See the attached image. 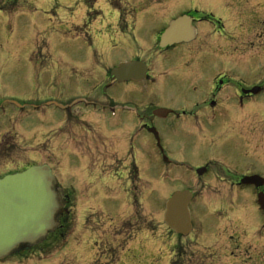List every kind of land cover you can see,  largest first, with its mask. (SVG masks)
Listing matches in <instances>:
<instances>
[{
	"label": "flooded vegetation",
	"instance_id": "af4514ba",
	"mask_svg": "<svg viewBox=\"0 0 264 264\" xmlns=\"http://www.w3.org/2000/svg\"><path fill=\"white\" fill-rule=\"evenodd\" d=\"M96 1L72 0L68 9L72 12V6L76 5L78 9L72 15V23H64L66 44L61 46L59 62L55 63L51 44L36 38L37 34H48L49 10L56 1L42 0L43 7L49 8L36 12L28 8L32 0H0V52L3 53L0 84H6L5 77L17 75L19 80L30 84L19 100L0 98V125L8 124L0 130L5 152L14 150L18 155L26 146L32 149L35 146V152L39 153L43 149L38 150L37 146L48 136L47 152L55 160L56 150L62 156L61 163H53L57 170L78 171L91 183L97 177L102 182L101 174L131 178L146 170L143 161L150 157L148 145L141 141L140 155L129 149L128 155L122 157L115 151L112 130L126 133L133 146L139 139L132 124L139 123L140 131L148 133L158 148L163 163L162 188L176 186L175 190L210 194L197 203H207L215 214L240 210L247 192L256 196L264 194V43L261 41L264 35L257 31L259 24L264 25L260 10L264 2L247 1L248 6L241 12L253 10L255 14L244 25L250 31L242 30L238 37H230V25L238 14L210 2L203 5V0H177L174 7L168 0L169 8H163L160 0H106L108 11L102 22H108L93 26L92 22L101 16L99 9L93 7ZM141 3L144 6L139 8ZM177 7L182 10L169 14L170 9ZM216 11L225 15V22L217 18ZM36 14L44 17L40 19L46 25L41 29L34 26L11 51L12 40L3 37L6 34L12 37L14 26L10 23L30 24L38 21ZM85 17L91 19L81 24ZM176 19L183 21L184 35L175 44L160 47L161 34ZM227 38L233 41L232 45ZM261 42L262 51H255L254 46ZM239 48L247 56L237 57ZM132 62L144 64L147 72L143 80L120 82L110 75L111 69L121 63ZM67 64L72 66L73 74V67L84 71L68 80L61 77L62 85L54 83L55 71L59 76L71 73L66 70ZM33 65L39 66L42 73L32 71ZM67 86H73V91L67 93ZM120 86L130 93L142 92L147 99L153 94L151 87L162 89V94L171 97L156 107L131 100L121 102L117 99ZM40 107L53 108L46 121L51 118L61 124L60 128L44 131L29 126L32 129L29 135L19 132L16 128L25 123L29 111L35 116ZM5 112L11 117L1 114ZM163 126L175 131L177 144L199 149L200 154L207 152L209 160L196 161L195 166H190L171 158ZM185 137L195 139L186 145ZM95 174L100 175L95 177ZM167 176L172 179L167 180ZM66 198L64 195L63 201Z\"/></svg>",
	"mask_w": 264,
	"mask_h": 264
},
{
	"label": "rangeland",
	"instance_id": "374dc122",
	"mask_svg": "<svg viewBox=\"0 0 264 264\" xmlns=\"http://www.w3.org/2000/svg\"><path fill=\"white\" fill-rule=\"evenodd\" d=\"M42 0H32L28 8L32 11L42 12V10H48L49 6L43 7ZM56 3L52 4V9L49 13L50 28L48 34H37L39 41H48L51 44L50 53L53 54L54 62H59L61 56V46L63 43L66 44V40L63 33L64 23H72V15L76 14L78 9L77 5L72 6L73 11L70 8L72 0H55ZM85 2H91L93 0H84ZM116 1V0H115ZM154 1V0H153ZM163 2V8H169L168 0H160ZM172 7L177 5V0H171ZM248 0H203V5L210 2L213 6H220L223 10L231 9L237 13L238 16L234 20V24L230 26V37H238L242 32L250 31L248 27L244 25L249 22L252 16H255L253 10L247 12L242 9L247 7ZM260 3L264 0H256ZM87 5V3H85ZM116 2H122L117 0ZM250 2V1H249ZM106 0H97L94 2L93 7L101 12V16L97 18L95 22H92L93 26H98L101 23L105 24L108 21H103L104 15H106L108 9ZM106 4V5H105ZM166 4V5H165ZM50 5V4H49ZM88 6V5H87ZM144 6L143 3L139 4V8ZM261 20L264 21V3L261 7ZM209 9V8H203ZM182 8H172L169 14L175 15V11H181ZM78 14V12H77ZM217 18H220L223 22L225 15L222 12H214ZM219 14V15H218ZM38 21H32L29 23H18L14 24V32L12 37L8 38L7 34L3 37L7 41L11 39V51L15 50L17 43L20 40H24L26 32H32L34 26L39 29L43 28L46 24L42 23L44 17L40 14H36ZM40 17L43 19H40ZM91 17H85L81 24H87ZM238 23V25H237ZM263 23V22H262ZM9 24V25H10ZM36 24V25H35ZM8 25V26H9ZM1 26V25H0ZM12 30V27H7ZM257 31L260 36L264 35V25L259 24ZM229 31H227L228 33ZM24 36V37H22ZM229 37V38H230ZM227 38L226 40H229ZM2 39H0L1 41ZM263 41L264 43V39ZM255 42V40L253 41ZM233 41L229 40V44L232 45ZM263 43L255 45V51L263 48ZM150 45V43H146ZM37 46L41 47L42 51L45 49L41 43L37 42ZM253 46V45H252ZM249 49H252L249 48ZM238 51V50H237ZM0 52V56H1ZM8 54V53H5ZM247 56V52L242 48H239L237 57ZM6 55H4L5 57ZM61 66V65H60ZM74 74H79L84 71L83 68L73 67ZM18 68L16 70H20ZM32 71L41 74L39 66H31ZM88 69V67H85ZM66 70H70L68 75H60L55 71L54 83L62 85L61 77L66 80L70 76L74 75L72 72V66L66 65ZM88 71V70H87ZM89 72H86V74ZM26 74L24 78L26 79ZM56 76L59 78H56ZM5 77V76H4ZM6 84H0V98H10L19 100L21 92L24 93L30 87L29 83H25L23 80L16 77H10L3 79ZM44 80V79H43ZM71 81V80H70ZM73 86H67L66 92L70 93L73 91ZM150 93H153L150 98L142 96V92L133 90V93L126 91L124 86L118 87L119 93L117 99L121 102L131 100L135 103L147 104L151 103L154 107L159 104H163L168 101L171 97L167 93L162 94V89L151 87ZM148 93V92H146ZM25 98V97H24ZM53 108L40 107L35 112L29 111V117L25 120V123L17 127L19 132L29 135L32 129L28 127H37L44 131H50L49 129L55 130L60 128L59 122L50 120L46 121L47 114L53 112ZM8 115V113H1ZM24 114V113H23ZM22 114V115H23ZM53 122V123H52ZM8 124L0 125V130L5 129ZM140 124L133 123L132 130L134 134L138 133L137 140L133 146L129 143L126 138L127 134L115 130L113 128L112 133L114 137L115 151L120 156L125 157L128 155L129 149H134L133 152L136 156L140 155L139 146L141 141L147 143L150 157L149 160L143 161L147 168L144 172V181L139 180L136 187L127 188L129 194H125V183L110 180H105L108 183V189H101L102 192L95 191L91 192L92 204L95 209L86 211V203L81 202L85 199V194L80 192L79 188L75 187L74 178L77 180V175H67L66 173H56L60 184H65L66 188H73L70 194V200L75 204V220L69 234V239L57 240L56 242H49V247L45 248V252L49 251L48 254H43L39 249L31 250L27 259L26 252H20L10 255L4 261H0V264H192V260L201 262V264H264V229L262 224L264 223V214L261 212L256 203V194L245 193L243 196L244 203L240 214H225L212 215L209 213L211 210L207 203H201L197 205L195 202L189 207L192 222L194 223V232L190 236L182 238L181 236L175 235L170 232L161 222L162 214L164 209V202L168 198L170 188H162L160 186L161 168L162 163L160 155L154 142V139L146 133L144 130L140 131ZM163 136L166 140L168 138L166 146L170 151L171 158L175 157L181 162L195 166L196 161H202L205 163L209 160L207 152L202 154L199 153V149L191 150L181 144H177V136L175 131H170L167 126H163ZM167 128V129H166ZM35 129V128H34ZM57 131V130H55ZM7 132V131H5ZM170 139V140H169ZM193 138L185 137L184 141L186 145L190 144ZM38 140V139H37ZM48 136L43 137L42 144L37 146V149H43L34 156L23 157L21 154H16L14 151H8L7 153H1L0 151V175L6 174L7 172L18 171L22 169L27 163H39L49 164L61 163L62 156L56 150V160L52 154L47 152L46 148ZM56 147V145H55ZM110 147V146H107ZM214 159V156L212 157ZM142 175V173H141ZM1 177V176H0ZM142 177V176H141ZM103 184V182H101ZM174 186V185H173ZM176 186H174L175 188ZM62 188V187H61ZM63 189V188H62ZM61 189V190H62ZM60 190V195L63 193ZM132 194V195H131ZM127 195V196H126ZM210 194H207L209 196ZM89 197L86 198V200ZM89 201V200H88ZM204 201V200H203ZM204 204V205H203ZM86 212V213H85ZM85 218V219H84ZM216 221L215 226V237H213V224ZM257 230V235L254 232ZM214 238V240H211ZM182 238V239H180ZM193 239V240H192ZM192 242H196L192 243ZM48 243V242H46ZM45 243V244H46ZM42 244L43 248L46 247ZM196 246H195V245ZM178 255V256H177ZM181 255V256H180ZM180 256V257H179ZM209 259H206V258ZM29 258V259H28Z\"/></svg>",
	"mask_w": 264,
	"mask_h": 264
},
{
	"label": "water",
	"instance_id": "95a60500",
	"mask_svg": "<svg viewBox=\"0 0 264 264\" xmlns=\"http://www.w3.org/2000/svg\"><path fill=\"white\" fill-rule=\"evenodd\" d=\"M180 26L173 22L161 36V47L175 42ZM137 64H122L116 74L120 80L131 78ZM54 177L47 166H33L0 179V260L23 246H32L55 229V216L61 212L53 189ZM191 194L175 192L165 205L164 223L176 234L186 235L191 229L187 205ZM258 203L264 210V197Z\"/></svg>",
	"mask_w": 264,
	"mask_h": 264
},
{
	"label": "trees",
	"instance_id": "16d2710c",
	"mask_svg": "<svg viewBox=\"0 0 264 264\" xmlns=\"http://www.w3.org/2000/svg\"><path fill=\"white\" fill-rule=\"evenodd\" d=\"M37 248V247H34ZM39 248V247H38ZM41 248V247H40ZM42 249V248H41ZM28 251V249H26ZM26 257H28V254H26V256L24 257L25 259H27Z\"/></svg>",
	"mask_w": 264,
	"mask_h": 264
}]
</instances>
